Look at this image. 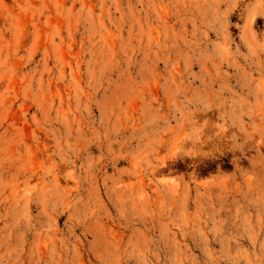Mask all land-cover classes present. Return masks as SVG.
<instances>
[{"label":"rangeland","instance_id":"rangeland-1","mask_svg":"<svg viewBox=\"0 0 264 264\" xmlns=\"http://www.w3.org/2000/svg\"><path fill=\"white\" fill-rule=\"evenodd\" d=\"M0 264H264V0H0Z\"/></svg>","mask_w":264,"mask_h":264}]
</instances>
